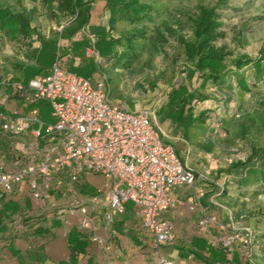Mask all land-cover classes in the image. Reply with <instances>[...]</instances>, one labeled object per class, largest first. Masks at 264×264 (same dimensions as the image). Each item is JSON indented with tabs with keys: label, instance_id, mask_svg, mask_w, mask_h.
I'll return each mask as SVG.
<instances>
[{
	"label": "built area",
	"instance_id": "2783aa9c",
	"mask_svg": "<svg viewBox=\"0 0 264 264\" xmlns=\"http://www.w3.org/2000/svg\"><path fill=\"white\" fill-rule=\"evenodd\" d=\"M89 52L100 59L96 50ZM40 101L50 104L53 124L40 120L36 107ZM1 141L0 199L20 193L45 204L56 195L68 196L55 215L75 219L80 231L93 229L90 205L102 201L106 207L103 235L93 234L89 241L105 252L114 235V216L128 213L131 204L130 215L140 219L152 238L157 264H177L165 259L162 250L177 241L165 214L181 209L195 217L199 237L221 252L224 264H235L240 250L243 262L256 264L253 230L238 225L231 215L222 224L211 212V207L221 208L214 196L208 205L203 203L212 182L210 166L190 167L156 125L153 113L140 108L130 111L110 101L101 77L86 79L55 62L47 76L25 84L0 80ZM224 161L231 166L246 161V155L232 154ZM90 176L104 182L86 200L76 186ZM233 181L225 175L216 185L222 189ZM175 188L193 193L181 199L173 195Z\"/></svg>",
	"mask_w": 264,
	"mask_h": 264
},
{
	"label": "rangeland",
	"instance_id": "374dc122",
	"mask_svg": "<svg viewBox=\"0 0 264 264\" xmlns=\"http://www.w3.org/2000/svg\"><path fill=\"white\" fill-rule=\"evenodd\" d=\"M0 1L11 13L28 17L32 26L28 29L29 36L34 32L42 33L47 41L54 39V43L58 42L60 47L68 44L66 40L71 38L68 31L74 25L70 16L58 11L55 1ZM85 1L89 2L90 7L94 5L92 20L73 37L79 41V45L72 46V53L75 52L80 58V71L74 70L73 73L90 80L101 77L110 101L130 111L140 108L153 113L155 123L168 135L181 159L195 170L210 166L212 174L217 173V183H221L223 176H230L234 180L233 185L228 186L222 195L219 187L214 185L206 198L214 195L215 201L225 207L227 219L231 215L238 225L253 230L258 246L254 261L264 264V77L258 79L249 65L240 71L229 72L224 84H203L197 77L189 82L187 72L191 70V65L185 60L182 45L183 41L197 38L196 27L190 18L198 13L199 6L213 7L221 22L219 31L223 34L215 44L223 46L230 53L226 65L230 71H235L232 62L237 57L255 59L264 47V0H141L150 4L153 10L138 24L118 20L108 36L120 38L121 42L100 59L89 51L95 50L94 42L103 35L100 32L94 35L93 28L107 24L104 19L106 8L97 7V4L106 1ZM10 26L8 40L24 44L19 39L14 42ZM141 34L142 38L135 39L130 47H125L127 37ZM61 49L59 54L62 53ZM115 51L116 54H113ZM54 52L52 61L57 62ZM50 61L48 59L42 66L47 67ZM240 78L246 81L247 91L238 87ZM179 82L187 86L193 97L181 96V100L185 99L187 103L183 117L190 112L194 120L186 127L181 119L176 118L177 109L170 110L169 105V94ZM36 107L44 124L54 123L47 101H40ZM220 118L223 124L219 123ZM242 128L248 131L245 139L240 135ZM251 147L262 150V154L240 167L225 164V158L232 154L249 156ZM0 149H4L2 141ZM220 199L224 202L220 203ZM131 207V204H127L128 210ZM182 211L179 213L182 214L180 229L183 242L179 244L183 246L181 249L186 250L185 245H189L199 233L190 214ZM211 212L220 220L219 207H211ZM67 221L72 222L73 219H63L62 225L65 226ZM227 221L220 220L222 224ZM163 257L174 262L181 261L178 253L164 254Z\"/></svg>",
	"mask_w": 264,
	"mask_h": 264
},
{
	"label": "crops",
	"instance_id": "0c3cea01",
	"mask_svg": "<svg viewBox=\"0 0 264 264\" xmlns=\"http://www.w3.org/2000/svg\"><path fill=\"white\" fill-rule=\"evenodd\" d=\"M101 6L106 8L107 14L104 19L107 24L102 23L99 28H93L94 35L98 32L103 34L108 30L110 14L107 11L106 2L97 4L98 9ZM93 7L94 5L90 7L89 23L92 20L91 10ZM6 8L7 6L0 1V80L25 84L31 79L47 76L55 63L52 61L54 50L57 63L62 69L70 72L80 69V58L75 52L72 53L71 49L73 45L74 47L79 45H77L79 41L74 39V36L66 40L67 45L64 43L61 46L62 53L59 54L61 47L58 42L54 43V39L51 42L47 41L42 33L34 32L29 36L28 29L32 26L28 17L19 13L13 14ZM9 25H11V33H14L12 36L13 39L15 38L14 42L19 39L24 44L11 43L8 40ZM59 39L61 40V37ZM48 59L51 61L47 67L46 65L42 66ZM162 131L165 133L164 130ZM168 142L170 141L168 140ZM216 177L217 173L212 176V182L207 189V197L214 189V185L217 184ZM220 179L221 177L218 180ZM103 182L104 179L99 176H90L81 179L76 187L80 195L88 200ZM192 193L193 190L187 188L173 190V195L181 199L190 198ZM210 198H204L203 203L208 205ZM67 201L68 196L56 195L52 201L40 204L20 193L7 195L0 200V210L3 212L0 229V264H157L152 238L142 228L140 219L130 215L131 208L123 216H114L111 224L114 235L110 239V249L105 252L100 246L89 241L93 234L103 235L104 213L106 212L103 202L101 201L96 206L90 205L93 229L80 231L75 219L72 222L67 221L63 226L62 221L65 218H58L55 215V210L65 206ZM219 202L223 203L224 200L220 199ZM179 212L181 210L165 214V218L174 225L177 241L174 246L168 249L164 248L162 256L172 253L180 254L181 261L178 260L177 264H224L223 256L211 258L207 251L200 252L201 256L194 253V251L197 253L198 251L192 246V242L195 238H200L199 236L194 237L189 245H185L186 250L181 249L183 246L179 243L183 242L180 229L182 214ZM219 214L221 221L228 220L223 205ZM190 216L196 226L195 217L192 214ZM73 236L83 242L84 245L80 250L76 249V241L71 242ZM242 253L240 250L236 254L235 264H248L243 262Z\"/></svg>",
	"mask_w": 264,
	"mask_h": 264
},
{
	"label": "trees",
	"instance_id": "16d2710c",
	"mask_svg": "<svg viewBox=\"0 0 264 264\" xmlns=\"http://www.w3.org/2000/svg\"><path fill=\"white\" fill-rule=\"evenodd\" d=\"M55 1L58 5V10L63 12L65 15L71 17V22L74 25L68 33L71 37L75 36L78 32L83 30L85 26L89 24L90 21V4L85 0H51ZM106 7L110 11L108 30L103 33L94 42V48L98 51L99 55L102 57L106 56L112 51L114 45H118L121 39H114L112 36H108L114 29L115 23L118 20H125L131 24H138L143 22L147 15L153 10L150 4L142 2L141 0H105ZM191 22L196 27L197 38L192 41H183V50L185 60L191 65V70L187 72V80L192 82L194 77L200 79L201 83L205 84L211 82L214 84L225 83V78L229 72L240 71L243 68L251 65L255 76L260 79L264 77V47L260 49L258 57L255 59L246 57H237L232 63L235 71H230L226 65L227 58L230 53L226 51L223 46H216L215 42L223 36L219 31L221 28V22L217 18L216 10L213 7L199 6L198 13L192 16ZM24 26V25H23ZM23 32L25 30L23 29ZM135 35V34H133ZM143 35L130 36L126 38L125 47H130L131 43L137 38H142ZM78 45V44H77ZM116 54V51L113 52ZM238 87L247 91V83L243 78L238 80ZM186 95L187 97L193 98L188 91L185 84L179 82L176 87H174L169 94V105L170 110L177 108V119H181V123L184 126H189L193 120V114L188 112L186 116L183 117L186 102L185 99L181 100V96ZM172 106V107H171ZM202 115V114H200ZM199 115V116H200ZM219 123L223 124L222 118L218 119ZM247 129L242 128L240 135L242 139H245ZM262 154V150H258L251 147L249 156L246 155V161L237 162L231 165V167H240L243 164L250 162L256 155ZM231 178V177H230ZM228 186L219 188L220 194L222 195ZM3 199V198H2ZM0 199V200H2ZM2 215L3 212L0 210V229L2 226ZM76 241V249L80 250L83 247V242L78 240L76 237H72L71 242ZM192 246L198 251H194L198 256L200 252L207 251L211 258L222 257L220 251L207 246L206 242L201 238H195L192 242ZM223 258V257H222Z\"/></svg>",
	"mask_w": 264,
	"mask_h": 264
}]
</instances>
